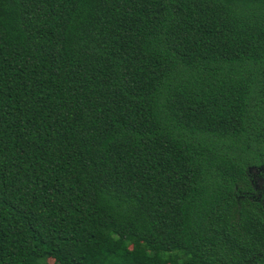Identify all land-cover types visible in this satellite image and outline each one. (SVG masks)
Returning a JSON list of instances; mask_svg holds the SVG:
<instances>
[{"label":"trees","instance_id":"obj_1","mask_svg":"<svg viewBox=\"0 0 264 264\" xmlns=\"http://www.w3.org/2000/svg\"><path fill=\"white\" fill-rule=\"evenodd\" d=\"M0 264H264V0H0Z\"/></svg>","mask_w":264,"mask_h":264}]
</instances>
